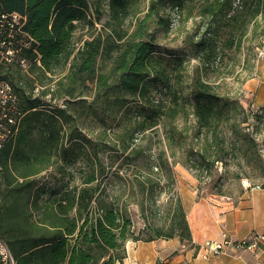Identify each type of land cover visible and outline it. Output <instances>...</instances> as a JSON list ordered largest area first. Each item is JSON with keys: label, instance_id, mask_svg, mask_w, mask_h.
<instances>
[{"label": "trees", "instance_id": "obj_1", "mask_svg": "<svg viewBox=\"0 0 264 264\" xmlns=\"http://www.w3.org/2000/svg\"><path fill=\"white\" fill-rule=\"evenodd\" d=\"M105 6L108 17L102 21ZM167 8L186 10L183 21L209 17L213 35L195 43L203 64L218 56L216 35L223 28L230 46L264 36V0H0V14L27 17L24 29L33 42L21 54L37 74L16 77L13 66L20 65L0 54V76L14 83L23 112L18 133L0 149V236L16 264H117L127 255L129 239L191 238L180 196L169 203L167 232L152 224L137 232L131 212L133 203L144 213L151 199L156 203L154 160L169 166L165 148L158 157L149 156L139 135L161 124L172 147L183 134L178 119L193 115L198 129L216 139L228 108L215 85L199 75L191 97L184 94L186 60L166 57L169 50L158 40V28L168 31L172 25L161 14ZM80 28L88 35L77 39ZM67 67L55 79L48 76ZM35 81L44 86L37 94ZM48 95L62 105L47 102ZM207 139L212 147V137ZM101 141L108 154L115 151L111 164L123 157L140 168L126 196L102 184ZM223 145H217L212 163L223 159ZM50 168L60 179L38 181Z\"/></svg>", "mask_w": 264, "mask_h": 264}, {"label": "rangeland", "instance_id": "obj_2", "mask_svg": "<svg viewBox=\"0 0 264 264\" xmlns=\"http://www.w3.org/2000/svg\"><path fill=\"white\" fill-rule=\"evenodd\" d=\"M161 14L170 17L172 25L167 31L165 27L158 28V40L162 48L168 49L166 57L175 55L182 56L186 60V70L183 82L184 94L190 98L193 88V80L198 75L204 80L215 85L221 98L228 103V108L216 129V139L209 133L201 131L196 125L193 115L188 118L183 116L178 119L179 130L183 133L179 142H175L172 147H167L164 129L161 124L154 130H149L144 135H139L137 141L145 149L146 154L158 157L162 149L165 148L169 161V166H165L163 160H154L158 167L150 175L156 184V203L153 199L147 204L144 213L137 203L131 205L134 227L137 232L147 231L149 224L163 226L165 231L169 230L168 207L172 198L180 196L179 176L184 179L181 171L192 174L206 192L235 197L244 179H249L251 183L264 185V36L245 37L240 46H230L228 44V30L223 28L216 35L219 45V54L211 59L208 64L202 63L200 53L195 49V43L201 37L209 34V17H202L197 14L189 21H183L186 10L182 12L178 9L167 8ZM108 11H105L102 21L107 19ZM100 26V24H98ZM87 29H78L76 38L82 35L87 36ZM80 43V42H79ZM31 61L28 70L22 69L16 64L13 66L14 74L19 73L27 77H35L37 74L31 70ZM55 70L48 73L53 79L61 76L67 71ZM49 80L46 78L45 83ZM54 85V81H49ZM35 94L39 93L44 86L39 81H35ZM260 89V91H259ZM48 95L44 99L52 104H61L63 100L51 99ZM189 108L191 106L187 104ZM228 113L230 115L228 116ZM92 127L97 131L99 126L94 123ZM159 129V131H157ZM86 132L87 129H84ZM97 134L93 135L97 141ZM207 137H212L210 143ZM218 139V140H217ZM217 141L223 144V159L212 163L216 154ZM104 142H100L98 155L103 162V175L100 177L103 186L106 185L111 193H130L131 182L134 176L139 175V169L128 160H114L115 151L103 150ZM172 154V155H171ZM206 155V158L203 155ZM111 155V159L107 156ZM154 159V158H153ZM148 161L142 162L143 173L150 171L146 165ZM160 163V164H159ZM119 169V176L115 171ZM180 169V170H179ZM107 175L106 177H104ZM122 176V177H121ZM60 174L56 169L50 168L37 176L40 182L47 181L50 184L56 183L60 179ZM68 177L65 178L67 180ZM77 180V178H76ZM148 224V226H147ZM144 236H147L144 234Z\"/></svg>", "mask_w": 264, "mask_h": 264}, {"label": "crops", "instance_id": "obj_3", "mask_svg": "<svg viewBox=\"0 0 264 264\" xmlns=\"http://www.w3.org/2000/svg\"><path fill=\"white\" fill-rule=\"evenodd\" d=\"M180 173L184 179L179 176V194L191 238L181 239L176 234L153 240L129 239L127 255L117 264H264V244L258 251L229 249L208 260L197 254L201 243L219 239L224 232L236 239L264 232V187L248 188L242 183L235 197L219 196L200 188L192 174Z\"/></svg>", "mask_w": 264, "mask_h": 264}, {"label": "built area", "instance_id": "obj_4", "mask_svg": "<svg viewBox=\"0 0 264 264\" xmlns=\"http://www.w3.org/2000/svg\"><path fill=\"white\" fill-rule=\"evenodd\" d=\"M26 20L27 17L17 11L0 14V54L1 59L18 63L22 69L28 70L30 60L21 54L22 49L30 47L33 42V38L24 29ZM34 50L37 52L36 49ZM35 90H39V87ZM22 118L23 112L14 83L0 76V149L18 133ZM1 175L0 165V178ZM242 183L248 188L261 187L259 184L251 183L249 179H244ZM263 244L264 232L254 231L246 237L237 239L224 232L219 239H207L201 243L197 254L208 260L229 249L258 251ZM0 264H16L8 244L1 236Z\"/></svg>", "mask_w": 264, "mask_h": 264}]
</instances>
